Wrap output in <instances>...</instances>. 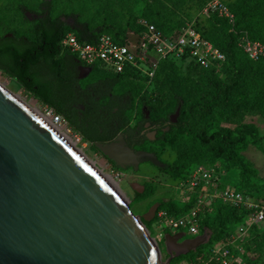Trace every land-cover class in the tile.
Instances as JSON below:
<instances>
[{"label":"rangeland","instance_id":"1","mask_svg":"<svg viewBox=\"0 0 264 264\" xmlns=\"http://www.w3.org/2000/svg\"><path fill=\"white\" fill-rule=\"evenodd\" d=\"M208 1L0 0V36L11 33L17 38L34 40L33 29L36 21L24 16L22 9L39 13L42 6L48 9L52 19L63 18L69 25L76 19L86 22L90 29H97L98 32L112 30V27L122 30L136 26L141 21H151L165 34L172 35L187 28L198 9ZM221 1L226 3L229 12L234 15V21L225 16H212L208 19L206 30L221 48L233 54L237 66L247 67L242 82L229 95L231 102L240 104L242 111L231 115L214 106L207 111L200 104V96L204 92L212 91L213 80L227 82L221 70L214 73L194 70L184 67L185 65H165L150 91L144 92L138 84L129 81L115 84L116 91L130 93L133 110L137 111L138 119L141 117L142 106H146L152 123L158 119L165 121L156 132V141L145 142L151 149L156 150L158 157L165 163L163 168L149 163L140 165L138 170L111 165L101 153L92 150L88 143L83 140L77 142L72 129L67 133L76 141L77 147L87 160L94 162L99 171L109 174L117 182L119 192L130 211L143 223L148 235L160 247L163 262L168 257L164 236L170 232L162 231L156 215L162 203L170 206L166 211L172 215L186 211L190 204L183 206L184 203H181V199L183 202L188 201L184 199V194L177 192L175 181L187 170L198 165L207 167L215 178L217 188L213 186V190L216 192L224 187H236L247 191V195L257 201L264 199V56L255 61L240 44L243 36H251L264 44V0ZM233 26L239 30L236 37L232 32ZM231 42L234 45L230 48L228 44ZM0 84L11 93L30 100L31 104L42 111L43 105L28 94L14 78L0 72ZM177 107L178 115L172 116ZM179 120L181 126L174 127L172 124ZM216 130L227 133L226 143L214 141L209 144L200 140L202 131L209 136ZM133 182L144 185L142 193L131 188ZM212 184L215 185V182ZM190 199L189 202L192 203L194 200ZM227 207L228 205L220 202L205 206L202 231L211 234V229L207 226L218 218L225 220L223 229L234 231L242 219L238 221L230 216ZM152 211L154 216L145 218ZM209 240L207 243H210ZM218 240L220 239H214L212 245L222 241ZM207 243L199 246L193 253L173 258L169 264H187L196 258L201 259L199 251L206 252ZM198 259L197 261H201ZM163 262L159 264H165ZM233 264H264V223L254 226L251 239Z\"/></svg>","mask_w":264,"mask_h":264},{"label":"water","instance_id":"2","mask_svg":"<svg viewBox=\"0 0 264 264\" xmlns=\"http://www.w3.org/2000/svg\"><path fill=\"white\" fill-rule=\"evenodd\" d=\"M178 113L179 107L172 116ZM94 146L122 168L139 157L165 166L155 154L134 152L119 140ZM131 188L142 193L144 185L133 182ZM210 236L166 233L163 262L160 247L125 201L51 124L0 88V264H169Z\"/></svg>","mask_w":264,"mask_h":264},{"label":"built area","instance_id":"3","mask_svg":"<svg viewBox=\"0 0 264 264\" xmlns=\"http://www.w3.org/2000/svg\"><path fill=\"white\" fill-rule=\"evenodd\" d=\"M214 12L234 21L232 13L221 0H209L197 16L206 18ZM194 22L193 20L180 32L166 35L155 24L141 21V29L126 30L122 41L107 33H101L92 40H82L74 31L68 30L63 35L60 46L62 51L74 56L82 66L96 67L114 74L127 72L134 79L144 80L146 88L153 81L160 63L164 60L193 63L205 69L218 66L226 60L225 54L194 27ZM240 44L253 60L264 54V45L259 41L243 36ZM41 112L49 124L70 132L71 128L66 119L52 107L43 105ZM74 137L77 142L81 140L78 133L74 132ZM175 183L177 192L184 194L185 200L189 202V199L193 198L194 201L190 203V199L188 203L181 199L183 206L190 205L180 215H172L165 209H160L156 221L163 232H184L189 238L201 234L203 231L199 230L200 216L205 206L213 205L214 202L226 204L245 213L242 222L224 242L210 246L206 252H200L201 259L196 258L195 261L187 263L233 264L251 239L254 226L264 223V199L257 201L235 187L214 191L213 186L217 188L215 178L210 170L202 165L192 168L184 178L176 180Z\"/></svg>","mask_w":264,"mask_h":264},{"label":"trees","instance_id":"4","mask_svg":"<svg viewBox=\"0 0 264 264\" xmlns=\"http://www.w3.org/2000/svg\"><path fill=\"white\" fill-rule=\"evenodd\" d=\"M202 7L198 9V12L194 17V27L201 33L204 38L209 39L225 54L226 60L223 63H219L218 66H213L205 69L193 63L184 64L173 60H164L160 63L153 81L146 88L144 80L134 79L127 72L120 74L110 73L112 78H110L107 83H109L110 85H114L118 82L129 81L134 84H138L139 88L145 92L152 89L160 71L165 65H185L184 67H189L194 70L205 72L210 71L214 73L215 71L217 72L218 70H221L222 74H224L225 76L224 80H227V82H222L220 81V79L213 80L212 91L204 92L200 96V104L207 111H209L212 106L220 108L221 110L228 112L231 115L237 114L242 111L240 104L231 102L229 95L242 82V77L247 67L245 65L237 66L233 59V54H230L229 51L221 48L208 34L206 30L208 19L212 16L214 17L218 15V13H211L209 17L206 18L197 16ZM151 23L155 24L156 27L164 33V31L156 23ZM232 28V32H234L235 37L236 35H239V30L236 28V26H233ZM128 29L139 31L141 27L138 23V25L136 26L124 28L122 30H118L115 27H112V30H104L98 32L97 29H90L86 22H79L74 19L72 25H69L59 17L52 19L50 15H47L45 17L39 18L36 21L33 29L35 36L34 40L30 41L24 38H17L15 36L11 38L4 37L2 40H0V72L6 74L10 78H14L22 86V88L28 94L33 96L39 103L52 107L56 111V113L62 115L66 119L69 127L75 133L80 134L87 143H91L90 147L92 148V150L98 152L99 150L95 146H93L92 143L95 140L101 139L100 129L105 130V127L100 123H93L91 124L93 125V130L88 131L85 129L84 123L81 124L78 122L77 112L80 109L75 107V104L79 101V98L76 95L78 90L75 86L78 85V79L76 76L79 63L74 56L62 51L60 42L63 35L68 30L74 31L82 40H92L101 33H107L114 36L117 40L122 41L124 34ZM247 37L251 40H256L251 36ZM232 45L234 44L231 42L228 44V47L231 48ZM263 56L264 54L255 61L260 60ZM94 69L97 68L94 67ZM99 71L106 72L103 70ZM179 100L178 105H180ZM132 108L134 109L133 104ZM179 118H181V116H179ZM156 122H160L161 126H163L165 121L163 119H158ZM172 125L174 127L181 126V120L173 123ZM117 131L118 129L115 128L113 131H111V133L114 135ZM199 138L203 142L209 144L213 143L214 141H217L220 144H224L228 141L227 133L222 130H216L209 136H207L206 133L202 131ZM170 168H173V166H171ZM190 170H187L176 180L184 178L186 176V173ZM236 189L247 195V191H244L240 188ZM161 206V209H170V206L168 204L162 203ZM227 208L230 211V216H232L233 218L238 219V221L243 218V211L238 212V210L230 206H228ZM173 214L176 215L175 213ZM202 216L203 213L201 214L199 219L200 231L203 230L202 227L204 224V219H202ZM207 227L211 229V236L209 240L210 243H207L208 248L212 246V241L214 239L218 238L220 239L218 241L222 240L221 242H224L231 233L230 231L223 229V227H225V220L221 218H218L215 222H212Z\"/></svg>","mask_w":264,"mask_h":264},{"label":"flooded vegetation","instance_id":"5","mask_svg":"<svg viewBox=\"0 0 264 264\" xmlns=\"http://www.w3.org/2000/svg\"><path fill=\"white\" fill-rule=\"evenodd\" d=\"M25 11L22 9L23 15H26L33 21L49 15L48 9L45 6H42L39 13ZM61 19L66 22L63 18ZM4 37L11 38L14 36L8 33L0 36V40ZM90 68L91 70L88 73L77 70L78 85L75 87L78 90L76 95L79 101L75 104V107L80 109L77 112V120L81 124L84 123L86 130L92 131L93 125L91 124L93 123H100L105 127V130L100 129L101 139L95 140L92 145L94 146L95 142L110 143L119 140L133 149L134 152H151L161 161L156 150L151 149L145 143L146 141L152 143L156 141V132L161 128V123H152L150 121V111L146 106H142L141 117L138 119L137 111L132 108L131 95L129 93L118 92L115 90V84L110 85L107 83L112 78L110 73ZM115 128L118 131L113 135L111 131ZM119 136L121 139H118ZM80 137L81 140L86 142L81 135ZM88 144L89 146L91 145V143ZM98 152L101 153L100 151ZM101 155L111 165L117 166L102 153ZM133 161L138 162L139 166L144 163L151 164L147 158L139 157L132 159V162L127 164L125 168H133Z\"/></svg>","mask_w":264,"mask_h":264},{"label":"bare ground","instance_id":"6","mask_svg":"<svg viewBox=\"0 0 264 264\" xmlns=\"http://www.w3.org/2000/svg\"><path fill=\"white\" fill-rule=\"evenodd\" d=\"M0 88L4 89L5 91H7L9 94H11L13 96L14 99H16L19 103H21L23 106H25L34 116L38 117L39 119H41L42 121H44L46 124L49 125V122L47 121V119H45L42 115L41 109L36 106L31 104V101H27L26 99H24V97H20L17 93L13 94L11 93L9 90H7L3 85L0 84ZM52 128L54 129L55 133L58 135V137L60 139H62L77 155H79L81 158H83L90 167H92L99 175V177L101 178V180L113 191H115V193H117L123 201L124 198L123 196H121V193L119 192V188H118V184L117 182L107 173L99 171L96 166L94 165V162H91L89 160H87V158L85 157L84 153L77 147V143L75 140H73L66 131H64L61 128H57L52 126Z\"/></svg>","mask_w":264,"mask_h":264}]
</instances>
